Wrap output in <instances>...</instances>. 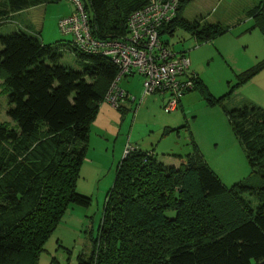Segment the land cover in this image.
<instances>
[{
  "label": "trees",
  "instance_id": "obj_1",
  "mask_svg": "<svg viewBox=\"0 0 264 264\" xmlns=\"http://www.w3.org/2000/svg\"><path fill=\"white\" fill-rule=\"evenodd\" d=\"M62 1L0 0V81L9 120L0 122V264H38L67 208L91 205L77 183L90 125L117 66L81 52L73 40L44 44L40 33H27L33 30L28 24L4 32L9 24H20L25 12ZM149 1L83 0L95 39L127 38L129 16ZM259 1L254 15L262 20L264 0ZM191 2L182 0L162 34L180 28L199 42L221 34L218 25L201 26L202 20L192 23L183 16L182 8ZM65 54L75 56L77 69L63 63ZM262 69L264 62L240 75V82H251ZM193 83L184 95L197 89L210 105H222L225 97L215 99L197 76ZM226 115L251 170L263 178L264 109L243 103L226 109ZM155 157L141 149L123 157L98 235L77 264H264V181L227 189L196 147L178 166ZM245 194L256 196L259 205L253 208ZM216 199L231 201L243 214L215 205ZM234 213L239 222L232 220Z\"/></svg>",
  "mask_w": 264,
  "mask_h": 264
},
{
  "label": "rangeland",
  "instance_id": "obj_2",
  "mask_svg": "<svg viewBox=\"0 0 264 264\" xmlns=\"http://www.w3.org/2000/svg\"><path fill=\"white\" fill-rule=\"evenodd\" d=\"M70 2L40 7L34 14L37 19L31 22L30 18L33 25L28 26L33 30L27 33L33 37L40 33L44 44L74 41L72 36L63 35L58 26L62 16L74 13V4ZM259 5V0H192L182 8L183 16L192 23L195 19L202 20L201 26L218 25L223 32L199 42L177 28L173 35H161L162 41L175 52L186 53L191 61V73L196 74L215 99L225 97L222 105H210L196 89L182 97L175 113L168 114L159 96H144L141 76L128 81L124 78L120 86L123 90L129 89L130 95L138 101L131 106L124 102L128 100L125 99L121 104L125 107H121L123 111L104 103L90 125V141L81 165L77 192L89 197L91 205L67 208L57 230L45 244L38 264H77L81 252L88 254L91 238L98 235L107 199L127 147L128 151L153 152L155 159L166 166H178L179 158L193 154L196 147L227 189L239 183L257 185L264 181V176L251 170L244 148L226 115V109L239 108L243 103H253L264 109V69L249 83L239 79L240 75L264 62V19L259 20L254 15ZM34 11L26 12L20 24L11 23L4 32L23 30L29 23L26 16ZM89 33L95 38L91 29ZM62 61L77 69L74 55L65 54ZM3 88L0 81V122H8ZM243 198L253 208L259 205L254 195L245 194ZM213 203H223L224 209L227 205L233 206L228 200L225 203L216 199ZM233 207L243 214L238 206ZM235 215L232 220L239 222L240 218L233 219Z\"/></svg>",
  "mask_w": 264,
  "mask_h": 264
},
{
  "label": "built area",
  "instance_id": "obj_3",
  "mask_svg": "<svg viewBox=\"0 0 264 264\" xmlns=\"http://www.w3.org/2000/svg\"><path fill=\"white\" fill-rule=\"evenodd\" d=\"M69 1L75 10L59 21L61 33L72 36L81 52L109 58L119 70L104 103L121 108L122 102L129 99V94L120 86L121 81L138 75L143 79L144 96L168 95L165 111L176 112L184 93L193 89L196 74L190 71L188 56L175 52L162 41L161 35L164 28L176 19L182 0L149 1L129 16L128 37L111 42H101L90 36L89 17L83 0ZM130 150L127 148L125 156Z\"/></svg>",
  "mask_w": 264,
  "mask_h": 264
},
{
  "label": "crops",
  "instance_id": "obj_4",
  "mask_svg": "<svg viewBox=\"0 0 264 264\" xmlns=\"http://www.w3.org/2000/svg\"><path fill=\"white\" fill-rule=\"evenodd\" d=\"M65 1H68V2H70L69 0H65ZM71 3V2H70ZM42 7V6H41ZM40 7H37V8H34V9H31V10H29V11H32V10H35L33 13H31L30 15H28V16H26V20L27 21H29V23H28V25H33L31 22H32V20H33V18H35V19H37V17H36V15H34V14H37V11H38V9H39ZM43 8V7H42ZM29 11H27V12H29ZM25 14H26V12H25ZM71 15V13H69V14H67V15H64V16H62L61 18H60V20L62 19V18H65V17H67V16H70ZM30 18H31V22H30ZM131 77H134V76H131ZM131 77H126V80L128 81ZM124 80V79H123ZM122 80V81H123ZM121 81V82H122ZM129 85L130 84H127V86L129 87ZM127 87V88H128ZM128 94H129V99L127 100V101H125L126 103L128 102L129 104H131V106H132V103L133 102H137L138 101V99H137V97H133L132 95H130V91H129V89H126L125 90ZM153 96H155V95H153ZM157 96H159L160 97V99H162V103H163V108H164V111H165V107H166V105H167V102H168V95H157ZM133 99V100H132ZM181 101V100H180ZM135 103H133V104H135ZM104 104V103H103ZM102 104V105H103ZM108 104V103H107ZM124 104V103H123ZM180 104H181V102H180ZM180 104H179V106H180ZM121 107H123V108H125L124 107V105H122ZM179 108V107H178ZM166 112V111H165ZM167 113V112H166ZM175 113V112H174ZM168 114H171V113H168ZM97 116H98V114H97ZM127 148H129V147H127ZM127 148H126V150H127ZM126 150L123 152V156H122V158L124 157V154H125V152H126Z\"/></svg>",
  "mask_w": 264,
  "mask_h": 264
}]
</instances>
